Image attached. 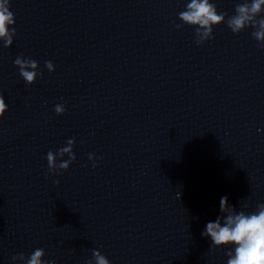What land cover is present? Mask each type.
<instances>
[{"label": "clouds", "instance_id": "1", "mask_svg": "<svg viewBox=\"0 0 264 264\" xmlns=\"http://www.w3.org/2000/svg\"><path fill=\"white\" fill-rule=\"evenodd\" d=\"M264 0H244L237 4L235 14L227 16V13L218 12L216 4L210 0H190L178 16L182 22L175 27L180 29L183 25L195 28L196 44L200 45L214 38L213 29L221 23H227L228 28L234 34H239L246 28L254 29L253 38L258 42V47L264 48ZM227 17V19H226ZM14 13L10 10V0H0V41L3 47L7 48L13 44V38L17 35ZM14 64L19 69V75L28 85L36 82L37 77L43 73L39 70L36 60L18 56ZM45 67L49 72H54L55 67L51 61L45 62ZM8 111V105L4 96L0 93V118H3ZM57 115H63L66 108L62 104H57L54 108ZM75 141L70 139L67 146L60 148L55 153H47L48 171L51 174L59 175L67 171L72 162L76 160L73 152ZM67 156V160L57 163L58 157ZM89 160L96 166V158L89 154ZM47 178V177H46ZM59 184V181H54ZM248 205H243L247 208ZM220 213L215 221L206 224V229L201 233L202 237L210 238L212 248L234 246L226 255L229 257L227 264H264V203L257 205L254 212L246 213L244 210L237 212L236 207L228 203V197L220 199ZM94 261L89 264H110L106 256L99 250H93ZM46 253L44 249L37 248L29 256L24 253L13 255L11 260L20 261L22 264H55L54 261H45Z\"/></svg>", "mask_w": 264, "mask_h": 264}]
</instances>
